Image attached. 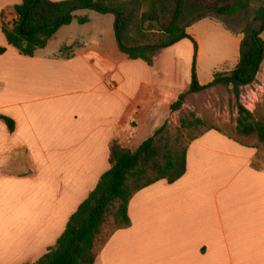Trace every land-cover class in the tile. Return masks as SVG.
Returning <instances> with one entry per match:
<instances>
[{"label": "crops", "instance_id": "obj_1", "mask_svg": "<svg viewBox=\"0 0 264 264\" xmlns=\"http://www.w3.org/2000/svg\"><path fill=\"white\" fill-rule=\"evenodd\" d=\"M22 1L0 0V115L15 122L11 130L0 118V264L32 263L57 241L110 168L112 140L137 150L175 112L196 55L184 38L153 65L130 59L115 16L81 9L87 22L76 18L25 56L2 31ZM206 19L187 29L200 54L195 27ZM198 65L199 56V78ZM129 216L120 229L108 218L95 264H264V146L205 131L188 147L184 175L137 191Z\"/></svg>", "mask_w": 264, "mask_h": 264}, {"label": "trees", "instance_id": "obj_2", "mask_svg": "<svg viewBox=\"0 0 264 264\" xmlns=\"http://www.w3.org/2000/svg\"><path fill=\"white\" fill-rule=\"evenodd\" d=\"M262 0H23L15 5L18 18L13 23L2 21V31L8 44L25 56L48 45L57 31L78 18L87 17L76 12L90 9L115 16V33L120 49L130 59H141L154 64L156 56L164 49L189 38L197 48V41L187 29L208 17L222 21L227 28L229 19L245 12L251 3ZM234 31V30H233ZM237 32V31H235ZM243 34L239 61L235 68L216 71L214 79L201 84L197 74L196 55L192 80L188 88L172 103V111H179L190 94L211 87L230 88L238 110L236 132L244 138H256V147L264 146V117L248 109L241 101L244 88L257 81L264 62V5L256 7L253 15L239 31ZM6 47L0 46V54ZM11 130L15 122L0 115ZM184 128L205 124L193 116L181 118ZM168 121L148 136L137 150L123 146L114 139L110 144V168L102 174L97 186L90 191L77 210L69 217L66 229L36 261L26 264H95L93 249L96 238L109 217L113 229L131 224L129 204L135 193L159 180L173 182L186 171L188 147L192 140L207 130L199 131L185 145L182 135L173 142L168 135ZM242 141V140H241ZM154 169L155 174L149 177Z\"/></svg>", "mask_w": 264, "mask_h": 264}, {"label": "rangeland", "instance_id": "obj_3", "mask_svg": "<svg viewBox=\"0 0 264 264\" xmlns=\"http://www.w3.org/2000/svg\"><path fill=\"white\" fill-rule=\"evenodd\" d=\"M259 5H264V0L259 3H251L245 12L228 20L234 31L227 28L222 21L215 17H208L206 23H201L195 27L203 47L200 54L199 44L197 48L194 46L196 57L199 56L198 70L202 82H211L210 75L215 70L226 71L228 68L230 70L235 68L239 52H234V42L238 38L242 39L243 34L239 31L245 26ZM204 24L207 25L202 27ZM262 36L264 37V33ZM241 101L248 109L264 117V63L258 81L244 88ZM193 116L203 119L205 124L193 128L182 127L181 118H192ZM237 117L238 110L232 90L224 86L211 87L199 93L190 94L184 106L179 111L172 113L168 119V135L173 142L178 135H182L181 143L186 145L190 138L199 131L214 127L226 131L246 143L257 144L256 138H244L237 134ZM154 174V169H151L148 176L153 177Z\"/></svg>", "mask_w": 264, "mask_h": 264}]
</instances>
